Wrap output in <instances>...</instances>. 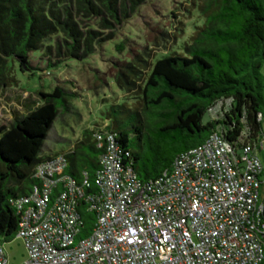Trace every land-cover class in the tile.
<instances>
[{
	"label": "trees",
	"instance_id": "16d2710c",
	"mask_svg": "<svg viewBox=\"0 0 264 264\" xmlns=\"http://www.w3.org/2000/svg\"><path fill=\"white\" fill-rule=\"evenodd\" d=\"M145 1L0 0V95L16 84V68L33 75L37 68L31 64V53L54 54L57 64L64 59L82 61L96 46L114 39L118 26ZM197 9L203 20L183 42L180 53L151 62L146 47L133 48L130 40L115 46L117 51L130 47L127 59L112 63L111 78L133 103L110 105L104 128L94 129L115 134L123 164L141 181L170 171L180 153L202 144L217 128L232 143L242 133L252 142L261 137L264 0H198ZM87 19H95L107 33L86 26ZM155 29L153 43L169 36ZM94 80L99 87L104 83L97 76ZM73 96L55 85L51 91L38 92L37 101L22 102L24 112L14 111L9 123L0 125V237L4 242L16 236L20 219L11 200L28 195L39 183L33 178L38 163L63 154L67 160L63 173L81 184L86 172L90 186L84 192L95 191L93 178L104 149L97 146L94 130H84L66 150L43 152L54 122L71 112ZM225 101L229 103L220 118L204 121L210 108ZM79 214L81 232L87 234L95 215L85 210L83 201ZM258 264H264V259Z\"/></svg>",
	"mask_w": 264,
	"mask_h": 264
},
{
	"label": "built area",
	"instance_id": "2783aa9c",
	"mask_svg": "<svg viewBox=\"0 0 264 264\" xmlns=\"http://www.w3.org/2000/svg\"><path fill=\"white\" fill-rule=\"evenodd\" d=\"M213 108V107H212ZM210 108L209 111L212 109ZM208 111V112H209ZM261 119V113L257 114ZM105 124L101 125L100 130ZM94 130L104 149L93 178L63 173V154L38 163L39 183L11 200L23 264H258L264 259V163L242 133L228 142L220 129L180 153L170 171L141 181L122 162L115 134ZM95 215L80 237V202ZM0 264H8L0 237Z\"/></svg>",
	"mask_w": 264,
	"mask_h": 264
},
{
	"label": "rangeland",
	"instance_id": "374dc122",
	"mask_svg": "<svg viewBox=\"0 0 264 264\" xmlns=\"http://www.w3.org/2000/svg\"><path fill=\"white\" fill-rule=\"evenodd\" d=\"M197 4L198 0H146L131 17L118 26L114 39L96 46L95 51L82 61L64 59L57 64L54 54L48 55L42 50L31 53V64L37 68L33 75L30 72H20L16 68L14 72L16 84L8 87L0 95V125H7L14 111L24 112L22 102L37 101L38 92L51 91L55 85L63 86L74 94L71 112L60 116L54 122L45 140L43 152L50 155L66 150L82 137L84 130L94 129V126L107 122L104 113L110 105L133 103L130 95L117 88L111 78L112 63L127 59L130 48L117 51L116 44L130 40L128 44L133 48L146 47L151 62L167 54L180 53L183 42L189 40L195 27L203 20ZM85 23L86 26L107 33V30L97 26L95 19H87ZM155 28L169 34L159 44L152 42L154 35L158 34ZM262 73L264 74V66ZM94 76L104 79L101 87L95 82ZM228 103V101L217 103L205 114L204 121L220 118ZM261 137L264 139V119ZM258 156L264 163V143ZM87 225H90L89 220ZM85 235L82 231L80 237ZM4 250L8 264H23L27 259L24 242L17 236L4 242Z\"/></svg>",
	"mask_w": 264,
	"mask_h": 264
}]
</instances>
